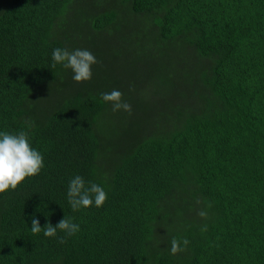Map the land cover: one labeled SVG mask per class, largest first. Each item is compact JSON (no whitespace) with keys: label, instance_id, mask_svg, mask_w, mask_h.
Returning <instances> with one entry per match:
<instances>
[{"label":"trees","instance_id":"1","mask_svg":"<svg viewBox=\"0 0 264 264\" xmlns=\"http://www.w3.org/2000/svg\"><path fill=\"white\" fill-rule=\"evenodd\" d=\"M56 48L91 51L92 79ZM20 131L44 166L0 194V264H264V0H0V133ZM77 175L103 206L72 210ZM65 216L75 235L31 232Z\"/></svg>","mask_w":264,"mask_h":264},{"label":"clouds","instance_id":"2","mask_svg":"<svg viewBox=\"0 0 264 264\" xmlns=\"http://www.w3.org/2000/svg\"><path fill=\"white\" fill-rule=\"evenodd\" d=\"M52 61L53 68L59 64L63 68L71 70L72 79L76 83L90 81L92 68L98 63L94 54L87 49L69 51L56 48L52 53ZM101 99L111 105L113 112L120 110L131 112V105L123 100V93L118 89L101 93ZM43 166V156L30 146L26 131H20L18 134L0 133V194L16 190L27 178L38 175ZM67 198L75 212L81 208H90L93 204L98 208L103 206L107 199V193L99 184L91 183L86 186L84 179L77 175L69 182ZM208 207H211V204ZM198 215L201 218H206L207 212L201 210ZM79 230V225L66 216L55 227L49 222L44 228H41L38 219L35 217L32 219L31 232L34 235L43 231L45 237L51 238L56 237L59 231L66 236H72ZM202 231H207V227L202 228ZM59 242L65 243L66 241L61 237ZM189 243L187 239L181 241L174 237L170 242L169 251L172 255H176L178 252L186 250ZM181 244H183V248Z\"/></svg>","mask_w":264,"mask_h":264}]
</instances>
